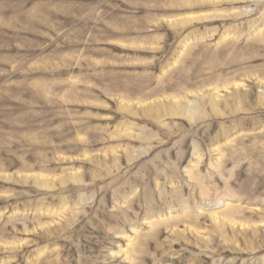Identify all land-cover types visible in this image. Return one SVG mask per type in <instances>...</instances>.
Masks as SVG:
<instances>
[{"label":"rangeland","instance_id":"rangeland-1","mask_svg":"<svg viewBox=\"0 0 264 264\" xmlns=\"http://www.w3.org/2000/svg\"><path fill=\"white\" fill-rule=\"evenodd\" d=\"M0 264H264V0H0Z\"/></svg>","mask_w":264,"mask_h":264}]
</instances>
